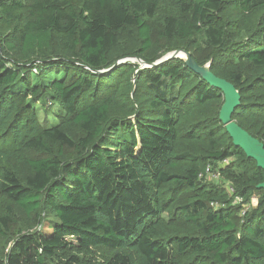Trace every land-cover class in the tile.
<instances>
[{"label":"trees","instance_id":"1","mask_svg":"<svg viewBox=\"0 0 264 264\" xmlns=\"http://www.w3.org/2000/svg\"><path fill=\"white\" fill-rule=\"evenodd\" d=\"M164 2L0 0V264H264V169L222 89L164 58L209 62L264 142V0ZM49 99L59 118L41 121Z\"/></svg>","mask_w":264,"mask_h":264},{"label":"water","instance_id":"2","mask_svg":"<svg viewBox=\"0 0 264 264\" xmlns=\"http://www.w3.org/2000/svg\"><path fill=\"white\" fill-rule=\"evenodd\" d=\"M164 58L169 57H181L183 55L187 56L189 65L199 72L209 83L222 89L225 95V103L221 109L220 119L227 127L234 144L240 146L248 157L253 158L257 161L258 167L264 169V142L260 139L251 135L247 130L241 127L234 119L233 113L236 108L239 107L241 103V95L237 88L226 79L216 76L210 68V63L204 66H200L192 57L191 53L186 50H177L170 53ZM133 61L140 62L141 66H147L144 61L137 58H133ZM259 187L264 188V182L259 185Z\"/></svg>","mask_w":264,"mask_h":264},{"label":"rangeland","instance_id":"3","mask_svg":"<svg viewBox=\"0 0 264 264\" xmlns=\"http://www.w3.org/2000/svg\"><path fill=\"white\" fill-rule=\"evenodd\" d=\"M33 0H27V2H30ZM176 1L177 0H165V2L162 4L161 8H160V12L159 15L162 16L166 13H170V12H176ZM262 12L261 9L256 10V12L254 13L255 18L258 17L260 15V13ZM191 53V52H190ZM168 55H171L170 53L165 55V57H167ZM183 58L187 59L186 55H183ZM209 64V62L207 63ZM206 64V65H207ZM52 100H46L42 103H39L36 107H37V111H38V115L40 120L44 121V119H49V121H52L53 119H58L59 115H60V109L58 107H56L54 104H52ZM206 182L211 184V185H217L221 188L226 189L231 197L233 198V204L234 205H241L243 206V211H247V210H251L254 207H256L258 205V201H259V196L255 195L250 201L245 202L243 201V199L237 195V192L235 190V187L233 186L232 183H230L220 172V165H217L216 167H214V174L207 176L206 178ZM0 211H3V205L0 202ZM241 211L240 213L242 214ZM111 255V253L105 249H95L94 250V259L95 261L102 263L104 262L108 256Z\"/></svg>","mask_w":264,"mask_h":264},{"label":"built area","instance_id":"4","mask_svg":"<svg viewBox=\"0 0 264 264\" xmlns=\"http://www.w3.org/2000/svg\"><path fill=\"white\" fill-rule=\"evenodd\" d=\"M35 71H37V70L35 69ZM211 174L212 175L214 174V167L211 164H209L206 167V171L201 173V177L207 178V176H210Z\"/></svg>","mask_w":264,"mask_h":264}]
</instances>
